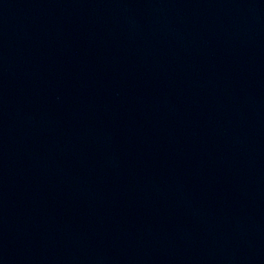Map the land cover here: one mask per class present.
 <instances>
[{
    "label": "water",
    "instance_id": "95a60500",
    "mask_svg": "<svg viewBox=\"0 0 264 264\" xmlns=\"http://www.w3.org/2000/svg\"><path fill=\"white\" fill-rule=\"evenodd\" d=\"M0 264H264L240 0H0Z\"/></svg>",
    "mask_w": 264,
    "mask_h": 264
}]
</instances>
